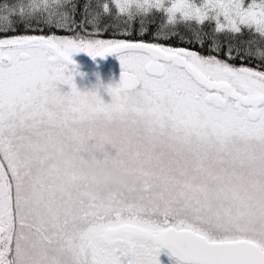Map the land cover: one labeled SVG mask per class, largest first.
Masks as SVG:
<instances>
[{
  "label": "snow or ice",
  "instance_id": "1",
  "mask_svg": "<svg viewBox=\"0 0 264 264\" xmlns=\"http://www.w3.org/2000/svg\"><path fill=\"white\" fill-rule=\"evenodd\" d=\"M76 7L0 6V264H264V0ZM81 52L118 57L110 103ZM88 160L129 187L91 190Z\"/></svg>",
  "mask_w": 264,
  "mask_h": 264
},
{
  "label": "trees",
  "instance_id": "2",
  "mask_svg": "<svg viewBox=\"0 0 264 264\" xmlns=\"http://www.w3.org/2000/svg\"><path fill=\"white\" fill-rule=\"evenodd\" d=\"M17 0H0V6L4 4H13L16 3ZM101 2V0H73V3L76 4V19L79 21L81 19V13L84 11L86 4H91L92 8L91 11L95 12L98 9L96 8L97 3ZM118 23L117 20H115L112 16H105L102 24H112L116 25ZM98 38L103 39H115V38H121L119 36L114 35L112 32H107L103 35H101ZM76 56H81V53L74 54ZM239 63V61H237ZM71 69V68H70ZM121 70L120 61L118 58L111 61L109 64H107L103 69L98 71H76V75L74 76V82L77 86V88L81 92H88V91H99V94L101 98L104 100L105 103L111 102V97L107 94L105 91V88L109 86L107 79L108 76L111 73L117 72ZM61 90L64 92L69 91L67 85H61Z\"/></svg>",
  "mask_w": 264,
  "mask_h": 264
},
{
  "label": "clouds",
  "instance_id": "3",
  "mask_svg": "<svg viewBox=\"0 0 264 264\" xmlns=\"http://www.w3.org/2000/svg\"><path fill=\"white\" fill-rule=\"evenodd\" d=\"M82 173L86 177L88 187L93 191L127 189L130 177L123 167H106L102 161L88 160L82 164Z\"/></svg>",
  "mask_w": 264,
  "mask_h": 264
},
{
  "label": "water",
  "instance_id": "4",
  "mask_svg": "<svg viewBox=\"0 0 264 264\" xmlns=\"http://www.w3.org/2000/svg\"><path fill=\"white\" fill-rule=\"evenodd\" d=\"M118 58L116 55H108L104 58L96 57L95 59L91 58L89 55L82 52L81 56H72V60L75 64V69L78 71H98L103 69L107 64H109L114 59ZM72 65H69V68H72ZM121 71H117L114 73H111L108 76L107 82L111 86H115L120 82L121 77ZM161 253H165L168 255L169 258L176 259L175 257H170L168 251L166 249L162 250ZM162 255H160L161 259ZM163 259H165V256H163ZM166 260V259H165Z\"/></svg>",
  "mask_w": 264,
  "mask_h": 264
},
{
  "label": "flooded vegetation",
  "instance_id": "5",
  "mask_svg": "<svg viewBox=\"0 0 264 264\" xmlns=\"http://www.w3.org/2000/svg\"><path fill=\"white\" fill-rule=\"evenodd\" d=\"M160 255H162L160 261L163 260V256H165V259L178 263L176 259L169 258L165 253H161Z\"/></svg>",
  "mask_w": 264,
  "mask_h": 264
},
{
  "label": "rangeland",
  "instance_id": "6",
  "mask_svg": "<svg viewBox=\"0 0 264 264\" xmlns=\"http://www.w3.org/2000/svg\"><path fill=\"white\" fill-rule=\"evenodd\" d=\"M161 264H178V263H176V262H173V261H171V260H165V259H163V260H161Z\"/></svg>",
  "mask_w": 264,
  "mask_h": 264
}]
</instances>
